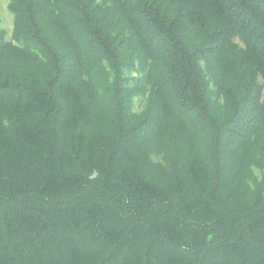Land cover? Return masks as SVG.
Segmentation results:
<instances>
[{"label":"trees","instance_id":"1","mask_svg":"<svg viewBox=\"0 0 264 264\" xmlns=\"http://www.w3.org/2000/svg\"><path fill=\"white\" fill-rule=\"evenodd\" d=\"M0 264H264V0H8Z\"/></svg>","mask_w":264,"mask_h":264},{"label":"rangeland","instance_id":"2","mask_svg":"<svg viewBox=\"0 0 264 264\" xmlns=\"http://www.w3.org/2000/svg\"><path fill=\"white\" fill-rule=\"evenodd\" d=\"M0 10L2 16L1 27L6 31L12 30L13 17L8 9V0H0Z\"/></svg>","mask_w":264,"mask_h":264}]
</instances>
